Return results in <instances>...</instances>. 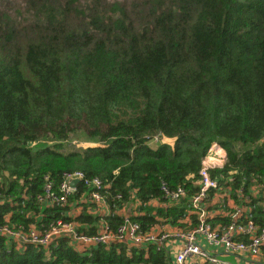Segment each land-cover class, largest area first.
<instances>
[{"label": "trees", "instance_id": "16d2710c", "mask_svg": "<svg viewBox=\"0 0 264 264\" xmlns=\"http://www.w3.org/2000/svg\"><path fill=\"white\" fill-rule=\"evenodd\" d=\"M11 1L0 0V223L116 226L121 214L84 202L69 215L38 198L47 180L58 190L66 172L81 170L106 184L111 205L138 200L129 215L143 228L159 217L182 224V202H146L166 199L162 182L194 191L213 142L226 150L223 172L238 169L235 182L264 181V0ZM77 131L101 143L62 149ZM155 133L173 140L151 146ZM65 262L172 264L154 243L78 250L67 236L48 246L0 240V264Z\"/></svg>", "mask_w": 264, "mask_h": 264}, {"label": "built area", "instance_id": "2783aa9c", "mask_svg": "<svg viewBox=\"0 0 264 264\" xmlns=\"http://www.w3.org/2000/svg\"><path fill=\"white\" fill-rule=\"evenodd\" d=\"M172 140L162 133L147 136L151 146ZM226 162L225 148L219 142H213L201 159L197 175L191 179L192 185L196 186L194 191L181 184L170 187L161 183L166 198L161 202L163 206L182 202L180 218L183 225L159 217L161 221L143 228L138 220L123 214L121 222L114 227L100 218L93 232H85L79 230L81 224L76 220L59 217L42 228L34 223L27 228L21 223H0V240L6 237L18 247L25 243L48 246L60 236H67L78 250L113 241L124 242L127 246L154 243L157 248H163L172 264H263L260 260L264 258V181L250 182L244 187L245 176L240 175L235 182L239 175L237 168L223 172ZM212 170L218 171L212 175ZM74 177L79 181L72 187L68 180ZM105 185L98 177L88 178L81 170H73L64 174L58 190L47 180L44 192L38 198L45 205H68L66 212L69 215L80 212L85 207L84 202L92 213H111L120 207L107 201L100 190ZM76 190L80 193L70 199ZM257 206L262 209L260 216L255 212ZM215 214L228 219L214 222L211 219ZM219 254L233 255L235 262L221 259Z\"/></svg>", "mask_w": 264, "mask_h": 264}, {"label": "rangeland", "instance_id": "374dc122", "mask_svg": "<svg viewBox=\"0 0 264 264\" xmlns=\"http://www.w3.org/2000/svg\"><path fill=\"white\" fill-rule=\"evenodd\" d=\"M9 5H13V0L10 2ZM57 140L47 138L45 140H42V143L51 144ZM98 143H101V141L97 137H89L77 131L73 133L69 137V139L63 140L62 149H64L65 151H69L74 149H81L82 147L84 148L87 145L98 144ZM252 182H256V181L253 180ZM219 258L227 260L229 262H235V257L230 254H219ZM148 264H153V263H148Z\"/></svg>", "mask_w": 264, "mask_h": 264}, {"label": "crops", "instance_id": "0c3cea01", "mask_svg": "<svg viewBox=\"0 0 264 264\" xmlns=\"http://www.w3.org/2000/svg\"><path fill=\"white\" fill-rule=\"evenodd\" d=\"M162 201H159V200H157V199H155V198H151V199H149L147 202H146V205H150V206H152V207H158V206H163L162 205V203H161ZM139 204V201L138 200H134V201H129V202H125L119 209H115V210H113V212H111V214H121V215H123V214H129V213H131V212H134V211H136L135 209H136V205H138ZM122 243H124V242H122ZM124 245H126V249L127 250H130V247L131 246H127V244H125L124 243ZM149 244H146V245H144V246H148ZM177 245V244H176ZM137 247V246H136ZM261 261V263H263L264 264V258L262 259V260H260ZM150 263H152V262H150ZM153 264H155V263H153Z\"/></svg>", "mask_w": 264, "mask_h": 264}, {"label": "water", "instance_id": "95a60500", "mask_svg": "<svg viewBox=\"0 0 264 264\" xmlns=\"http://www.w3.org/2000/svg\"><path fill=\"white\" fill-rule=\"evenodd\" d=\"M78 181H79V179L76 178V177H74V178H70V179L68 180L70 186H72V187L75 186V185L78 183Z\"/></svg>", "mask_w": 264, "mask_h": 264}]
</instances>
